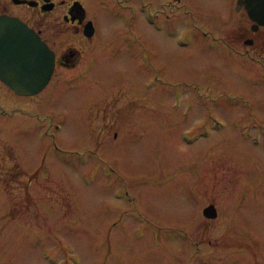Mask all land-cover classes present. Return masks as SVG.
Masks as SVG:
<instances>
[{
    "label": "rangeland",
    "instance_id": "374dc122",
    "mask_svg": "<svg viewBox=\"0 0 264 264\" xmlns=\"http://www.w3.org/2000/svg\"><path fill=\"white\" fill-rule=\"evenodd\" d=\"M143 1L127 55L0 83V264H264V42L179 44Z\"/></svg>",
    "mask_w": 264,
    "mask_h": 264
},
{
    "label": "flooded vegetation",
    "instance_id": "af4514ba",
    "mask_svg": "<svg viewBox=\"0 0 264 264\" xmlns=\"http://www.w3.org/2000/svg\"><path fill=\"white\" fill-rule=\"evenodd\" d=\"M133 1L7 0L6 2L0 0V15L18 18L37 33L53 51L55 64L52 75L57 66H62L71 70L68 72L69 75L83 78L88 76L100 59L118 60L116 56L120 48L123 50V55H127L130 47L128 45L132 42L130 36L119 39L118 26L124 27L129 25L126 24L129 21H134L137 9ZM258 1L261 6L264 5V0ZM142 3L144 4L142 10L146 11L149 7L154 14L147 10L146 17L154 16L156 17H153L154 20H159L161 24L170 22L171 27L176 24L181 26L189 43L193 41L204 43L207 41L206 37L210 35L215 39L217 36L208 30L210 24L224 29V34L218 38L221 43L230 47L252 46L257 42H264L259 40L264 32V9L259 8L258 19H252L244 0H166L164 5L169 12H165L162 16L153 10L150 0H144ZM180 7L182 10L179 11ZM140 9L141 7L139 11ZM66 25H70L74 30L63 31L62 28ZM59 32L69 35L70 42L64 46L57 44ZM187 32L190 37L187 36ZM259 32H261L260 36L255 37ZM71 37H76L77 43ZM79 62L83 67L88 68V73H82L80 68L74 71L78 67L74 69L75 65ZM0 83L4 85L1 81Z\"/></svg>",
    "mask_w": 264,
    "mask_h": 264
},
{
    "label": "water",
    "instance_id": "95a60500",
    "mask_svg": "<svg viewBox=\"0 0 264 264\" xmlns=\"http://www.w3.org/2000/svg\"><path fill=\"white\" fill-rule=\"evenodd\" d=\"M244 2L250 17L258 19L259 8L264 9V5L258 0ZM54 64L53 51L37 33L16 17L0 15L1 82L19 95L35 94L48 83ZM203 214L215 218V206L209 204Z\"/></svg>",
    "mask_w": 264,
    "mask_h": 264
},
{
    "label": "bare ground",
    "instance_id": "6f19581e",
    "mask_svg": "<svg viewBox=\"0 0 264 264\" xmlns=\"http://www.w3.org/2000/svg\"><path fill=\"white\" fill-rule=\"evenodd\" d=\"M193 142H195V141H193Z\"/></svg>",
    "mask_w": 264,
    "mask_h": 264
}]
</instances>
